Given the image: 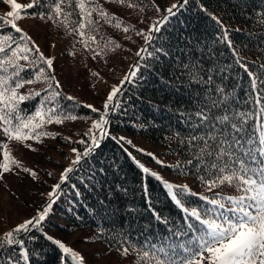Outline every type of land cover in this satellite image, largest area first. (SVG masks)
<instances>
[{
	"label": "trees",
	"instance_id": "16d2710c",
	"mask_svg": "<svg viewBox=\"0 0 264 264\" xmlns=\"http://www.w3.org/2000/svg\"><path fill=\"white\" fill-rule=\"evenodd\" d=\"M135 2L140 7L129 9L104 3L109 13H116L134 30L124 33L104 25L101 34L120 47L112 50V45H109L103 59H91L90 53L84 51L76 43L77 38L64 27H56L37 18L51 39L64 44L59 54L75 64L71 69L72 80L67 77L69 73L63 75L55 68L54 74L62 85L63 95L76 98L75 101L61 100L66 111L81 117L75 121L66 120L61 124L63 129L58 131L48 128L53 124L47 126V131L57 134L54 139L56 148L64 152L59 157L50 155L60 162L59 172L43 167L44 172L52 173L54 180L51 182L41 177V182L50 187L43 189L46 195L39 208L46 204L47 193L52 185L59 182L60 173L75 158L71 149L77 148L83 152L86 147L76 141L87 139L83 134L98 114L83 105L91 104L103 110V103L112 86L118 85L133 65H139L136 78L130 83L125 82L122 87L118 97L120 107L110 112L108 117L110 136H124L132 141V145L111 138L103 140L101 148L77 165V170L70 173L69 179L61 185L59 199L40 226L42 231L33 229L31 233L24 234L29 259H21L19 248L15 253L0 250V264H60V251L43 235H52L53 230L69 234L74 230L89 229L96 241L110 249H117L125 239L141 246L159 245L169 242V238L171 242L186 239L183 235H172L186 229L185 216L170 199L164 180L144 174L128 153L147 165L155 159L137 151L141 147L131 138L161 147V153L174 158V163L164 165V168L173 176L193 178L205 188L199 179L200 170L187 163L193 159L196 151L189 145L191 136H202L208 131L207 124L200 125L197 111L206 104L211 106L213 100L219 101L223 96L228 97L232 111H256L254 97L250 94V78L236 60L240 59L242 64H246L248 70L254 73V78L264 80V68L261 67L264 65V0H188L187 4L174 10L175 16L160 25V31L153 33L149 43L137 35L136 30L147 32L148 26L166 13L155 11L153 0ZM175 2L177 0H155L162 9ZM179 2L182 4V0ZM213 16L227 27L236 56L222 41L221 25ZM142 48L145 51L137 56L136 53ZM94 62L99 67H95ZM94 72L104 77L111 76L116 82L108 86L109 91L105 90L107 93L100 103L87 96L90 89L100 86L101 80L92 75ZM209 76L211 82H207ZM44 86L26 85L20 91L39 90ZM217 88L223 89V92L218 93ZM40 99L28 100L21 107L31 112ZM222 109L223 105L219 110L212 109L209 115H223ZM254 121L255 117H252L249 124ZM65 137H70L72 142L69 143ZM77 192L80 194L77 195ZM215 193L239 195L234 187L221 185L202 196L211 199L215 198ZM199 196L201 194L184 195L186 206L209 207ZM34 208L33 204V215ZM28 235L37 239L28 240ZM136 260L141 262L138 258Z\"/></svg>",
	"mask_w": 264,
	"mask_h": 264
},
{
	"label": "snow or ice",
	"instance_id": "6c2138e0",
	"mask_svg": "<svg viewBox=\"0 0 264 264\" xmlns=\"http://www.w3.org/2000/svg\"><path fill=\"white\" fill-rule=\"evenodd\" d=\"M0 2L9 8L5 14L0 15V181L5 180V174H12L21 179L24 178L21 174H24L32 180H38L37 170L25 166L23 161L17 159L13 155L11 145L18 144L27 151L36 152L37 148L28 143L29 141L41 144L44 139H56V133L46 130L48 125H61L66 120L75 121L81 117L67 112L66 106L61 103L62 99L75 101L76 98L63 95L62 85L54 74V57L44 54L32 36L19 26V21L38 18L53 26L64 27L69 34L77 38L76 43L90 53L91 59L96 60L106 56L109 45H112V50L120 47L111 38L101 34L104 25L120 29L124 33L134 30L116 13H109L104 8V3H113L129 9L140 5L135 0H104L103 3L101 0H30L27 4L18 0ZM187 3L188 0H182V4L177 0L162 9L153 0L155 11H163L166 15L150 24L147 32L136 30V34L149 43L153 39V33L160 31V25L176 15L174 10ZM212 18L221 25V39L236 56L227 27L217 17ZM143 51L145 49H140L136 53L137 56ZM236 63L250 78V94L254 97L256 111H232L227 96H223L219 101L213 100L211 106L206 104L197 111L196 116L200 125H208V131L202 136H191L189 145L196 151L193 159H189L187 163L200 170L199 179L208 191L228 185L234 187L239 195L223 196L215 193V198L211 199L201 195L199 198L210 205L209 207H188L183 196L199 194L192 192L188 185L164 181L170 199L185 216L186 229L173 232L172 235H183L186 239L171 242L169 238V242L150 246L132 244L125 239L117 247L122 256L136 251L141 264H264V80L254 78V73L249 71L248 66L242 64L240 59H237ZM261 67L264 68V65ZM138 71L139 65H133L132 70L124 75L120 83L112 86L103 103V110L91 104L83 105L98 114L83 134L87 139L76 141L86 147L83 152L77 148L71 149L75 158L70 161V166L60 173L59 182L51 186L46 204L32 217L0 234V250H11L15 253L19 248L21 259L27 261L29 253L25 249L24 234L31 233L33 229L42 231L40 226L59 199L61 185L69 179L70 173L77 170L76 166L81 165L85 158L93 156L96 150L101 148L103 140L111 138L132 145V141L124 136H110L108 117L110 112L120 107L118 97L123 85L125 82H132ZM92 75L99 77L100 74L94 72ZM211 79L209 76L207 82H211ZM34 84L45 86L39 90L29 89L24 93L20 91L26 85ZM216 91L222 93L223 89L217 88ZM36 97L41 99L33 111L28 112L21 107L24 102ZM221 105L223 115H209L212 109L219 110ZM252 117H255V121L249 124ZM64 139L72 142L70 137ZM137 151L152 157L157 164L165 165V162L156 158L152 152H146L142 148ZM128 155L144 174L157 180L162 179L157 172L136 160L131 153ZM47 175L51 176L52 173ZM145 191L147 192V189ZM157 218L161 219L159 216ZM43 235L60 251V264H69V261L71 264H87L82 254L66 246L60 239L47 233ZM27 239L36 240L37 237L28 235Z\"/></svg>",
	"mask_w": 264,
	"mask_h": 264
},
{
	"label": "rangeland",
	"instance_id": "374dc122",
	"mask_svg": "<svg viewBox=\"0 0 264 264\" xmlns=\"http://www.w3.org/2000/svg\"><path fill=\"white\" fill-rule=\"evenodd\" d=\"M18 2L27 4L30 0H18ZM8 10V6L0 2V15L5 14ZM19 26L32 36L46 56L54 57V68L63 75L64 73H69L67 77L69 80H72L73 71L71 69L75 64L71 59L66 58V60L59 54V50H62L64 44L51 39L44 25H42L37 18L22 19L19 21ZM53 45H55V47H53ZM93 65L99 67L96 62H94ZM99 79L101 80V82H99L100 86L96 89H90L87 92V96H90L91 99L95 100L97 103H100L102 97L109 91L107 90L108 86L113 85L115 82L111 76L104 77L103 75H99ZM76 85L79 84L76 83ZM48 128L56 131L63 129L61 125L54 124ZM131 139L138 147L147 149V151L152 152L156 158L164 161L165 165L174 163V158L171 155L161 153V147L151 145L139 138ZM28 143H32L33 147L36 146L37 151L30 152L20 145L15 144L11 145L13 155L17 159L23 161L25 166L35 168L38 172L39 179L32 180L24 174H21L24 176L23 179L12 174H5V180L0 181V234L10 230L25 219L32 217L31 206L33 204L35 213L40 209L39 205L43 203L42 199L46 195L43 189L50 187V185H47L45 182H41V177L51 182L54 180L53 176L47 175L49 172L43 171V167L48 169V171H60V162L51 158L50 155L59 157L64 151L62 152L56 148L54 139H45L41 144H36L33 141H29ZM142 163L145 164L146 167H149L150 170L157 172L164 181L177 185H188L192 192L201 195H205L209 192L206 187H201L193 178L173 176L167 168L163 167L164 165L157 164L156 160L150 165L144 162ZM53 231L51 236L60 239L66 246L82 254L87 264H141V262L136 260V251H131L129 255L122 256L117 249H110L101 242L96 241L92 236V231L89 229H78L69 234Z\"/></svg>",
	"mask_w": 264,
	"mask_h": 264
}]
</instances>
